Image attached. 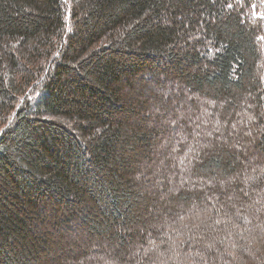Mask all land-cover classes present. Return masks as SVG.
Returning <instances> with one entry per match:
<instances>
[{
    "label": "trees",
    "instance_id": "16d2710c",
    "mask_svg": "<svg viewBox=\"0 0 264 264\" xmlns=\"http://www.w3.org/2000/svg\"><path fill=\"white\" fill-rule=\"evenodd\" d=\"M0 123V264H264V0H0Z\"/></svg>",
    "mask_w": 264,
    "mask_h": 264
},
{
    "label": "rangeland",
    "instance_id": "374dc122",
    "mask_svg": "<svg viewBox=\"0 0 264 264\" xmlns=\"http://www.w3.org/2000/svg\"><path fill=\"white\" fill-rule=\"evenodd\" d=\"M193 120H195V118H194ZM3 128H4V124L0 123V133L2 132ZM251 215H252V214H251ZM262 220H264V219H262ZM102 257H103V256H102Z\"/></svg>",
    "mask_w": 264,
    "mask_h": 264
}]
</instances>
